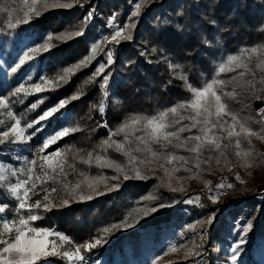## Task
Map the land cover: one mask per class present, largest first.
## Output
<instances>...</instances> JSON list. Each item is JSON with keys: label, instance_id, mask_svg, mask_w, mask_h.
Wrapping results in <instances>:
<instances>
[{"label": "trees", "instance_id": "1", "mask_svg": "<svg viewBox=\"0 0 264 264\" xmlns=\"http://www.w3.org/2000/svg\"><path fill=\"white\" fill-rule=\"evenodd\" d=\"M47 3L49 7L41 8L39 15L30 13V18L24 22L26 9L22 0H0V97L25 130L26 141L23 145L17 144V152L27 161L35 160L39 164L42 156L61 151L67 165L72 166H65V177L57 176L60 183L51 180L43 185L37 183L34 190L37 194L29 193L28 202L34 204L37 199L43 201L45 192L42 189L58 187V198L53 197L55 201L51 202L49 210L42 206L32 209L31 214L39 217L30 222L33 227L63 234L71 242L67 244L70 248L99 239L102 242L91 249L81 247L80 254L90 259L111 258L135 240L140 230L180 228L184 219L193 220L192 215L199 210L191 206L188 209L192 215L183 213L186 194L180 192L193 183L203 186L210 176H215L211 180V190L220 200L228 196L225 203L231 204L234 215L244 213L241 207L248 210L258 204L253 193L264 179V163L261 162L264 140L261 138H250L254 152L259 154L249 158L255 165L252 168L241 166L234 154V145L225 150L227 159L219 157L218 152L204 151L197 157L185 148L159 149L153 145L159 151L172 152L187 160V163L175 161L170 165L163 159L140 163L149 156L135 151L132 155L137 160L130 162L114 146L106 148L103 142L110 138L109 142L126 143V147L134 149L138 143L135 138L145 135L143 122L116 134L122 124L137 116H156L189 100L190 87L200 88L213 78L226 82L233 77L239 79L241 70L229 71L227 58L240 54L242 49L264 46V0H83L81 6L84 8L75 6L74 0H47ZM138 4L139 14L133 16ZM91 11H97V15L93 16ZM109 27L124 29L125 35L131 38L118 43L104 39L96 48L99 56L91 58L90 50L96 38ZM76 32L81 35H74ZM66 33L73 35L57 38ZM255 62L254 57L253 67ZM221 64L225 65L224 72H219ZM101 67L103 71L98 72ZM256 72L257 80L264 75L259 70ZM245 78L251 79V76L246 74ZM37 84L43 90L36 91L34 85ZM21 85L25 91L15 94ZM233 90L238 93L235 99L224 97L230 110L264 136V113L259 111L264 109V85L258 83L254 90H245L226 83L224 91ZM255 100L263 101L259 109L254 108ZM61 101L64 102L62 107ZM52 108L58 110L40 120ZM181 112L191 114L190 110L182 109ZM169 119L175 117L170 115ZM220 119L230 122V117ZM191 123L184 120L176 127ZM63 128L77 130L70 131L40 152L45 140ZM198 128L181 133V137L199 134ZM214 131L218 136L225 135ZM247 145L248 141L242 138V147ZM89 153L93 154V159L85 164L81 158L88 159ZM96 156L117 162L122 170L97 166ZM198 159L200 163L196 167ZM0 161L10 160L0 155ZM161 163L165 166L160 167ZM177 168L180 170L175 171ZM165 169L171 172L170 176L165 175ZM235 169L243 172L239 174ZM45 171L38 169L33 176L43 177ZM47 172L52 174L50 169ZM81 173L92 183L91 188L87 182H82L85 177ZM5 176L7 179L0 181V204L8 205L5 213L10 220L19 216L26 218L27 210L17 209L18 201L9 187L14 178L8 173ZM62 182L82 183L72 196L63 189ZM220 183L225 187L217 188ZM228 184L232 187H227ZM27 187L31 188V183ZM65 199L68 204L63 203ZM242 200L243 206L240 205ZM261 206L264 211V201ZM261 220L264 222V215ZM124 221L130 222L132 227L123 228ZM226 221V216L222 215L211 227L213 239L226 230ZM251 235L264 239V229L254 230ZM247 246L245 244L242 256L246 264H252L256 246L254 243ZM49 260L52 264H66V259L60 257Z\"/></svg>", "mask_w": 264, "mask_h": 264}, {"label": "snow or ice", "instance_id": "2", "mask_svg": "<svg viewBox=\"0 0 264 264\" xmlns=\"http://www.w3.org/2000/svg\"><path fill=\"white\" fill-rule=\"evenodd\" d=\"M23 8L26 9L23 12L24 17L26 18L24 22H27V18H30L29 14L39 15L40 9H46L49 7L47 0H22ZM39 5V7H38ZM60 6V5H53ZM67 6V5H63ZM140 5L136 6V11L133 12V16L139 14ZM11 13V9H8ZM91 16V14H90ZM13 25L10 23L9 27ZM68 35L73 34H61L58 39H64ZM74 35H81L80 32L74 33ZM130 36L125 35L124 29H118L110 37L111 42H119L121 39H130ZM51 39V37H50ZM39 49H33V51H38ZM93 51H96V48H93ZM256 58L255 66L253 67V58ZM28 57L25 56V59ZM23 63V60H21ZM109 63H111V57H109ZM227 67L229 71H236L240 69L238 77H233L229 81H224L218 78H213L210 82H207L204 86L200 88L190 87L191 98L187 101L181 102L176 106H173L169 109H166L156 116L152 117H133L126 123L122 124L121 127L117 130L116 134L124 132L126 129L133 128L136 125H140L143 122V131L145 135L143 137H136L137 146L132 149L126 147V143H121L117 141L105 140L103 142L106 148H111L114 146V149L121 154L127 156L130 162L136 161L137 157L132 155V152L137 153H147L149 156L148 160H141L140 163H150L152 160L159 161L161 159L165 160L167 164H173L175 161H184L187 163V160L183 156H177L172 152H162L154 148L153 145L159 146V149H166L168 147L172 148H185L191 153H196L197 157L201 155L202 152H212L219 153V157H224L227 159L225 150L230 146L235 147V156L240 159L241 166L252 168L254 163L251 157H255L259 154L255 153L251 143L250 138L256 136L264 140V136H261V133L253 130L248 126V123L245 119H242L237 113L232 112L228 103L225 101L224 97L228 99H235L238 93L233 91H224V86L226 83H233L235 87H242L245 90H254L256 85L259 83L264 85V75H261L257 80V72L259 70L261 73H264V46L261 47H251L248 49H242L240 54L232 55L227 58ZM103 71L101 67L98 69ZM225 71V65L221 64L219 67V72ZM246 74L251 76V79H246ZM43 79V78H42ZM46 83H49L45 81ZM36 91L43 90L39 84L34 85ZM25 91L24 86L21 85L15 90V94ZM64 104L63 101L60 102V107ZM0 107L6 108L7 103L4 99H0ZM35 107V105H33ZM189 111L190 115H184L181 110ZM57 108H52L46 111L41 117L40 120H45L48 117L52 116L56 112ZM100 110L103 111V105L100 106ZM260 113H264V109L259 110ZM175 117V119H169V116ZM8 116L13 118V113L8 112ZM230 117V122L224 120L221 122V117ZM190 120L192 121L191 125L184 124L183 126L176 127L181 121ZM264 120V116H262ZM20 121L16 120L7 131L0 132V143H4L10 136L14 137L16 140L22 139L24 136V130L19 127ZM198 128L199 134L191 135L187 137H181V133L191 131L192 128ZM31 127V125H29ZM215 130H218L222 133H225L223 136H218L215 133ZM77 129L63 128L61 131L55 133L54 136H51L49 139L45 140L43 147L39 150L43 152L44 149L49 148V146L56 142V140L67 136L70 131H76ZM242 138L243 140L248 141L247 147H242ZM127 141V136L125 137ZM175 141V143H173ZM223 141H227L224 143ZM219 157L217 158V163H219ZM56 158V159H53ZM212 157L209 156L208 160ZM41 159L47 165V168L51 170V175L45 171L43 177L33 176L34 169L31 167L36 164L35 160L27 161L30 165L25 172L27 179L19 180L15 184H11L10 190L14 194L16 200L18 201L17 209L18 210H27L28 215L26 218L24 216H19L18 219H13L11 221L3 219L0 222V264H50L49 258L60 257L66 259L67 261H76L84 260V257L80 255L81 247L91 249L96 245L100 244L102 241L97 239L94 243H86L83 246L76 247L74 251H61L63 244H70L68 237L60 233H55L49 229L32 227L30 222L36 221L39 217L32 213V209L40 208L41 206L44 210H49L51 206V201L49 197V192H56L57 188L52 187L51 189L44 188L42 189L45 192L43 200L46 201L42 204L40 199H37L34 204H30L28 201L31 199L29 193L33 195L37 193L34 191L36 189L37 183L41 185L46 184L49 180L53 183H60L61 181L57 180V176L65 177L67 173L65 172V166L67 161L64 158V153L61 151L50 153L49 155H44ZM93 159V154H88V159L81 158L82 162L85 164H90ZM97 166L99 167H115L117 170H122L121 165L115 161H110L101 156L95 157ZM205 163L208 161L205 160ZM264 163V160L261 161ZM199 159L197 160L196 167H199ZM163 163L160 164V167H164ZM43 167V165L41 166ZM71 168V165H67ZM180 169H175L179 171ZM74 171V169H73ZM3 168H0V181H4L7 177L2 174ZM137 176H140V172L137 171ZM11 175L15 176L16 171L11 170ZM85 177L84 181L87 182L88 186L91 188L93 185L88 181L87 176L84 173H81ZM165 175L170 176L171 172L168 169H165ZM127 178V177H125ZM236 178L239 180V174ZM78 182L75 185H69L68 183H63V189L69 192L70 195L75 196L77 190L80 188ZM243 182V181H241ZM31 183V188H28L27 185ZM217 188H223L225 185L223 183L217 184ZM227 187H232L231 184H228ZM173 191L176 189L173 188ZM84 199V196L80 197ZM91 199V196L87 197ZM198 199V198H197ZM213 202H216L215 197H211ZM191 203L192 201H188ZM64 204H68L69 201L65 199ZM8 208L7 204H0V214L6 212ZM155 211V209H152ZM210 222V221H209ZM127 227H132L131 224H128ZM108 231V229H104ZM247 229H245V232ZM56 236L60 243H57L55 240H50L49 237ZM244 241L241 240L240 243ZM238 250V245L233 248V255L231 259L236 260ZM171 251H176L175 247ZM159 259V258H158Z\"/></svg>", "mask_w": 264, "mask_h": 264}, {"label": "rangeland", "instance_id": "3", "mask_svg": "<svg viewBox=\"0 0 264 264\" xmlns=\"http://www.w3.org/2000/svg\"><path fill=\"white\" fill-rule=\"evenodd\" d=\"M82 2L83 0H74L75 6L84 8L81 6ZM144 8L145 5L142 6L141 13H143ZM91 13L93 16L97 15V11H91ZM117 30L118 28L114 27L112 32L107 36L104 35L106 31H103L102 35L96 38L94 46L90 50L91 58H97L99 56V52L93 51V48L100 47L103 44V40L110 39ZM0 99L3 98L0 97ZM101 105H103V103ZM9 111H11V109L8 104L6 108L0 107V132L7 131L17 120L14 114V119L8 116ZM19 127L24 130V127L20 124ZM25 141L24 130L22 139L16 140L14 137L10 136L4 143H0V155L8 157L10 160L3 163L0 161V168H3L2 174L4 175L7 173L11 175V170L16 171L15 176L11 175L14 178L13 184L17 183L19 180L27 179L25 172L22 170H26L30 165L27 163L25 157L17 152L19 150L17 144L21 143V145H23ZM42 165L43 167H41ZM31 167L34 169L33 174H37L38 169L49 170L44 161L32 165ZM234 171H238L239 174L243 172L241 169H235ZM214 177L215 176H210L203 186L193 183L187 190L180 192L186 194L183 208L181 209L183 213L192 215L188 209V207L191 206L197 207L199 210L197 214H194V216L192 215L193 220L188 221L184 219L182 221V227L171 226L160 230H155L153 228L140 230V234L135 240L127 243L122 252L114 253L111 258L99 257L97 259H90L87 257L82 261L66 260V264H211V261L212 264H246L242 256L243 249L245 244L249 246L253 243L256 248L252 252V264H264V239L255 238L251 235V232L254 230L260 231L264 229V222L261 220L262 215H264V211L261 210L264 199H260L257 196V191L261 187V184L264 183V179L260 180L253 193V198L259 201L258 204L248 210L246 207H241L244 213L234 215L235 210L230 208L231 204L228 205L229 203H225L228 196L220 200L217 193L214 194L211 190V180ZM63 183L64 182L61 184ZM204 195H206V197ZM49 197L50 201L53 203L58 198L57 191L51 192ZM53 197H55V200ZM211 197H215L216 202H213ZM188 201L192 202L189 203ZM43 202L45 201L43 200L42 203ZM241 202L240 205L243 206L244 200ZM222 215L226 216L227 221L224 226L226 230H223L218 237L213 239L210 235L211 227ZM3 219L11 221L6 213L0 214V222H2ZM128 224L131 223L124 221L122 227L130 228L127 227ZM245 229H247L246 232ZM55 237L56 236H52L49 237V239L60 243L58 238ZM241 240L244 242L240 243ZM237 245V258L233 261L231 256L233 255V248ZM173 247H175L176 251H171ZM74 249L75 248H70L67 243H65L61 251H74ZM180 261L182 263H179ZM50 264L52 263L50 262Z\"/></svg>", "mask_w": 264, "mask_h": 264}, {"label": "built area", "instance_id": "4", "mask_svg": "<svg viewBox=\"0 0 264 264\" xmlns=\"http://www.w3.org/2000/svg\"><path fill=\"white\" fill-rule=\"evenodd\" d=\"M112 27H109L106 32H105V36L109 35L111 32H112ZM257 196L260 198V199H264V183L261 184V187L258 189L257 191Z\"/></svg>", "mask_w": 264, "mask_h": 264}, {"label": "water", "instance_id": "5", "mask_svg": "<svg viewBox=\"0 0 264 264\" xmlns=\"http://www.w3.org/2000/svg\"><path fill=\"white\" fill-rule=\"evenodd\" d=\"M262 105H263L262 100H255V102H254V108L255 109H259Z\"/></svg>", "mask_w": 264, "mask_h": 264}]
</instances>
